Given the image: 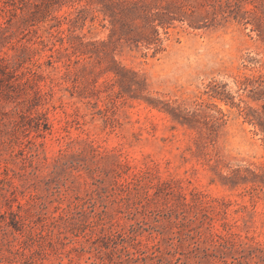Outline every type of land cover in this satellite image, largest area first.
<instances>
[{
	"label": "rangeland",
	"instance_id": "obj_1",
	"mask_svg": "<svg viewBox=\"0 0 264 264\" xmlns=\"http://www.w3.org/2000/svg\"><path fill=\"white\" fill-rule=\"evenodd\" d=\"M93 1L0 0V264H264V0Z\"/></svg>",
	"mask_w": 264,
	"mask_h": 264
},
{
	"label": "trees",
	"instance_id": "obj_2",
	"mask_svg": "<svg viewBox=\"0 0 264 264\" xmlns=\"http://www.w3.org/2000/svg\"><path fill=\"white\" fill-rule=\"evenodd\" d=\"M93 2L96 4H100L102 6L101 10L105 16L107 14H113L115 12L116 7H119V8L125 7L128 10L130 9L138 10L139 12L142 13L143 18L145 20L144 27L147 30L151 31V33H156V29L154 25V22L156 20H166L169 17L168 11H165V12L157 11L155 13H150L146 11L145 9L141 8L140 6H138L136 3L128 2L127 0H97V1L94 0ZM83 11H84L83 9H79L78 13L82 14ZM160 24H162V21H160ZM48 33H49V36L46 38H44L41 35H38L36 37L37 38L36 43L41 46L40 47L41 50L48 49L50 51L49 54L45 55L46 61L49 62L50 64L53 63L54 59H55V62L60 61L61 56H65L67 58L69 63H64V66L66 67L65 68L66 74H69L71 72V70L69 69L70 63L72 62L79 63L80 61H85V58L82 56L93 53V51L88 50L89 45H92L94 48H97L99 44L97 42L91 43V44L85 43L81 40V38H78L77 43L73 41H69V45L67 47L55 48L56 44H55L54 39L56 38V35L51 32H48ZM34 51L38 52L39 49H35ZM94 52L98 54L97 49ZM88 57H91V55H89ZM23 60L24 58L20 55L12 57V58L1 57L0 63L4 69H7L10 67L12 68V70H15L16 67H18L21 63H23ZM33 64L36 69H41L42 63H40L39 61H34ZM36 69L30 70L32 71V74L34 76L39 75ZM108 71L114 74L116 81L120 83L121 85L126 84V81L123 78L125 74L131 73V75H133L134 77L137 76L136 73L131 72L124 67H120L117 64H115L114 67L108 69ZM136 84L137 83L135 82L127 83V89L129 91H135L133 87ZM36 93L38 94L39 91ZM172 115H173V119L178 121L181 124H185V122H187L186 117H183V116L181 117L180 114H176L174 111L172 112ZM197 115L198 114L195 112L192 113V116L194 117ZM214 236L216 238H214V241H213V244H211V247L201 249L200 250L202 252L201 255L195 254L194 257L198 258L197 263L200 264L201 261L214 260L216 261L217 264H220V262H223L225 264V258H227L228 255H231L232 264H235V263L241 264L240 260L241 258H244L245 255L237 256V254L243 252V250L237 251L235 248V245L229 246L227 242L224 240V237L220 234H214ZM195 249L198 250L199 248L196 247ZM188 263L189 262L187 261V259L183 258V256L177 257L175 260V264H188Z\"/></svg>",
	"mask_w": 264,
	"mask_h": 264
}]
</instances>
